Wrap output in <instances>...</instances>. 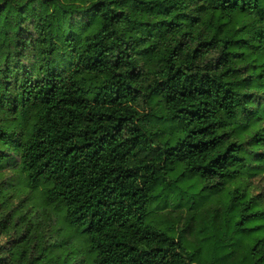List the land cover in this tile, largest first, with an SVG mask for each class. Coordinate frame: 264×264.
<instances>
[{
	"label": "trees",
	"instance_id": "16d2710c",
	"mask_svg": "<svg viewBox=\"0 0 264 264\" xmlns=\"http://www.w3.org/2000/svg\"><path fill=\"white\" fill-rule=\"evenodd\" d=\"M261 173L264 0H0V264H264Z\"/></svg>",
	"mask_w": 264,
	"mask_h": 264
},
{
	"label": "rangeland",
	"instance_id": "374dc122",
	"mask_svg": "<svg viewBox=\"0 0 264 264\" xmlns=\"http://www.w3.org/2000/svg\"><path fill=\"white\" fill-rule=\"evenodd\" d=\"M12 175H13V172L6 171V172H4L2 179L6 180L7 178L12 177ZM249 181H252V183H253V187L252 188H253L254 193H260V194L263 193L264 194V173H261L260 175L254 176ZM15 200L18 203V200L19 199H15ZM183 216L184 217L181 220V223L182 224L185 223V220L190 219V218H187V215L186 214L183 215ZM51 221H52V225H53L55 223V219L52 218ZM64 229H68L67 228V224H65V223H64ZM10 238H13V236H8V237L1 238V242L0 243H2V244L7 243ZM73 239L74 240H71L70 241L68 252H74V254H76L75 253V250H74L75 238H73ZM58 253H63L62 249H59L58 251H56V254H58Z\"/></svg>",
	"mask_w": 264,
	"mask_h": 264
}]
</instances>
